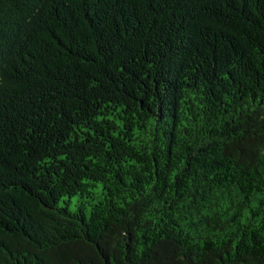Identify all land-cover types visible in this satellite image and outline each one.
I'll return each mask as SVG.
<instances>
[{"label":"trees","instance_id":"1","mask_svg":"<svg viewBox=\"0 0 264 264\" xmlns=\"http://www.w3.org/2000/svg\"><path fill=\"white\" fill-rule=\"evenodd\" d=\"M0 264H264V0H0Z\"/></svg>","mask_w":264,"mask_h":264}]
</instances>
